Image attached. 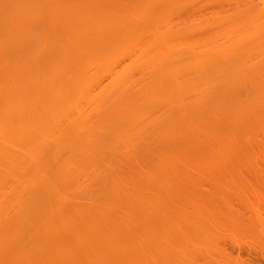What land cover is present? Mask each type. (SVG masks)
<instances>
[{"label":"bare ground","instance_id":"obj_1","mask_svg":"<svg viewBox=\"0 0 264 264\" xmlns=\"http://www.w3.org/2000/svg\"><path fill=\"white\" fill-rule=\"evenodd\" d=\"M259 158L264 0H0V264H119L135 193Z\"/></svg>","mask_w":264,"mask_h":264},{"label":"rangeland","instance_id":"obj_2","mask_svg":"<svg viewBox=\"0 0 264 264\" xmlns=\"http://www.w3.org/2000/svg\"><path fill=\"white\" fill-rule=\"evenodd\" d=\"M259 159L252 160L259 167L251 171L226 167L184 176L180 188L135 193L139 204L132 208L136 202L132 207L127 202L123 211L132 215L123 219L119 264H264V159Z\"/></svg>","mask_w":264,"mask_h":264}]
</instances>
